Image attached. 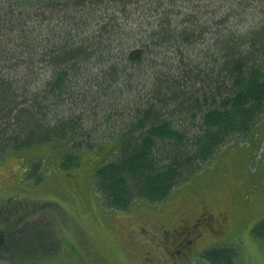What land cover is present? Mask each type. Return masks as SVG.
Wrapping results in <instances>:
<instances>
[{"label": "trees", "instance_id": "16d2710c", "mask_svg": "<svg viewBox=\"0 0 264 264\" xmlns=\"http://www.w3.org/2000/svg\"><path fill=\"white\" fill-rule=\"evenodd\" d=\"M200 2L0 0V161L47 144L64 148L69 170L108 145L91 181L105 207L126 211L161 202L231 140L253 137L264 116V17L214 31L212 50L195 53ZM18 205L1 216L0 251L11 263L53 255V228ZM236 257L227 246L203 254L209 264Z\"/></svg>", "mask_w": 264, "mask_h": 264}, {"label": "rangeland", "instance_id": "374dc122", "mask_svg": "<svg viewBox=\"0 0 264 264\" xmlns=\"http://www.w3.org/2000/svg\"><path fill=\"white\" fill-rule=\"evenodd\" d=\"M200 3L204 7L190 18L193 23L197 21L196 26L205 27L193 42L195 53L207 47L212 50L214 39L210 34L214 31L230 28L240 33L264 17L262 2ZM171 57L172 62L178 59ZM158 63L156 69L160 71L161 60ZM35 65L41 67L40 63ZM38 72L29 76L36 78ZM262 119L253 137L231 140L193 180L174 188L164 200L141 201L126 211L105 207L91 181L93 169L111 150L108 145L84 151L78 165L69 170L61 168L64 148L58 146L45 144L26 152L9 151L0 161L1 216L6 220V213L17 212L19 203L28 205V212L34 213L33 221H47L53 228L59 248L53 255L24 263H11L0 251V264H173V260L179 264H209L203 254L218 246L237 250L234 264H264V223L257 232L260 237L253 232L254 226L264 220V116ZM34 163L38 168L32 170ZM46 204L53 205L46 208ZM202 206L214 212L228 211L225 232L216 236L207 231L186 261L172 258V252L163 248L164 240L171 238L158 229L159 219L174 227L177 218L190 217ZM3 217L0 227L5 231Z\"/></svg>", "mask_w": 264, "mask_h": 264}, {"label": "flooded vegetation", "instance_id": "af4514ba", "mask_svg": "<svg viewBox=\"0 0 264 264\" xmlns=\"http://www.w3.org/2000/svg\"><path fill=\"white\" fill-rule=\"evenodd\" d=\"M1 210L0 209V222H1ZM228 211H216L211 207L202 206V210L196 211L193 215L179 217L176 219L174 227H168L166 220L159 219L157 224L158 229L165 235H169L171 238L169 241L164 240L165 251L172 252V258L186 261L194 254L195 245L203 236L208 234H214L216 236L222 234L226 230L228 221ZM5 233L3 228L0 227V234ZM2 239H0L1 241ZM178 241L175 243V241ZM173 252L175 256L173 255ZM154 264L156 262L154 261ZM173 264H179L178 261L173 260Z\"/></svg>", "mask_w": 264, "mask_h": 264}, {"label": "water", "instance_id": "95a60500", "mask_svg": "<svg viewBox=\"0 0 264 264\" xmlns=\"http://www.w3.org/2000/svg\"><path fill=\"white\" fill-rule=\"evenodd\" d=\"M0 239H2L0 242V245H2V243L4 242L3 235H0Z\"/></svg>", "mask_w": 264, "mask_h": 264}]
</instances>
